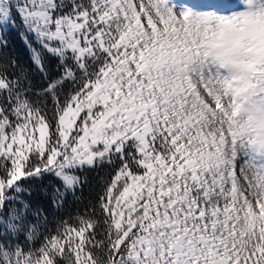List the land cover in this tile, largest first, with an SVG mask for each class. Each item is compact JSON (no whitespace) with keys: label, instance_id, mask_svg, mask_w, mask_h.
Returning <instances> with one entry per match:
<instances>
[{"label":"snow or ice","instance_id":"snow-or-ice-1","mask_svg":"<svg viewBox=\"0 0 264 264\" xmlns=\"http://www.w3.org/2000/svg\"><path fill=\"white\" fill-rule=\"evenodd\" d=\"M0 264H264V0H0Z\"/></svg>","mask_w":264,"mask_h":264},{"label":"trees","instance_id":"trees-1","mask_svg":"<svg viewBox=\"0 0 264 264\" xmlns=\"http://www.w3.org/2000/svg\"><path fill=\"white\" fill-rule=\"evenodd\" d=\"M21 54H22V56L26 59L27 54L24 53V52H22ZM89 176H90V179L93 178V174L90 173ZM86 194H87V190H86Z\"/></svg>","mask_w":264,"mask_h":264}]
</instances>
